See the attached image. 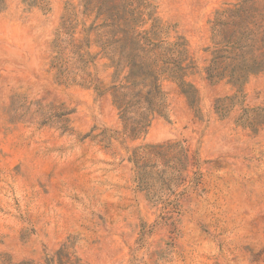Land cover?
Here are the masks:
<instances>
[{
	"label": "rangeland",
	"instance_id": "374dc122",
	"mask_svg": "<svg viewBox=\"0 0 264 264\" xmlns=\"http://www.w3.org/2000/svg\"><path fill=\"white\" fill-rule=\"evenodd\" d=\"M0 264H264V0H0Z\"/></svg>",
	"mask_w": 264,
	"mask_h": 264
}]
</instances>
